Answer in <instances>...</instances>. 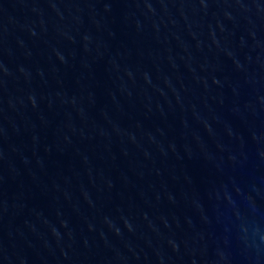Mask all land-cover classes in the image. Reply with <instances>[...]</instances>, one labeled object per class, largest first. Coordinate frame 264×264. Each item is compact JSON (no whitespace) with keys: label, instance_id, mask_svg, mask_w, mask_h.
I'll return each instance as SVG.
<instances>
[{"label":"water","instance_id":"water-1","mask_svg":"<svg viewBox=\"0 0 264 264\" xmlns=\"http://www.w3.org/2000/svg\"><path fill=\"white\" fill-rule=\"evenodd\" d=\"M0 264H264V0H0Z\"/></svg>","mask_w":264,"mask_h":264}]
</instances>
